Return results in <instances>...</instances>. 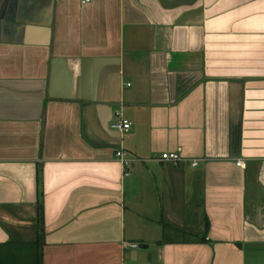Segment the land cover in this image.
<instances>
[{"label":"crops","instance_id":"1","mask_svg":"<svg viewBox=\"0 0 264 264\" xmlns=\"http://www.w3.org/2000/svg\"><path fill=\"white\" fill-rule=\"evenodd\" d=\"M0 264H264V0H0Z\"/></svg>","mask_w":264,"mask_h":264},{"label":"built area","instance_id":"2","mask_svg":"<svg viewBox=\"0 0 264 264\" xmlns=\"http://www.w3.org/2000/svg\"><path fill=\"white\" fill-rule=\"evenodd\" d=\"M115 115L116 118L111 122L110 127L118 131H127L131 126V122L125 119L119 111ZM115 155L122 165L123 175L128 176L131 168V160L126 157V152L122 149L116 150ZM155 159L160 162H172L176 164L182 160V157L176 152H165L157 155ZM236 164L242 165L243 161L237 160ZM192 165H197V162L193 161ZM133 247H137V245L134 244Z\"/></svg>","mask_w":264,"mask_h":264},{"label":"water","instance_id":"3","mask_svg":"<svg viewBox=\"0 0 264 264\" xmlns=\"http://www.w3.org/2000/svg\"><path fill=\"white\" fill-rule=\"evenodd\" d=\"M138 247L145 250L148 248V244H140V245H138Z\"/></svg>","mask_w":264,"mask_h":264}]
</instances>
